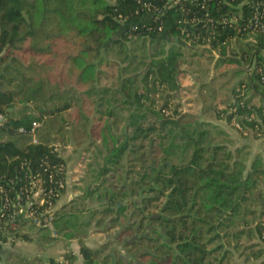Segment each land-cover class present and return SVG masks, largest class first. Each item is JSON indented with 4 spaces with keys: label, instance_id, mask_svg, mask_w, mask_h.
Instances as JSON below:
<instances>
[{
    "label": "trees",
    "instance_id": "obj_1",
    "mask_svg": "<svg viewBox=\"0 0 264 264\" xmlns=\"http://www.w3.org/2000/svg\"><path fill=\"white\" fill-rule=\"evenodd\" d=\"M262 26L264 0H181L175 6L168 0H0V214L9 220L17 194L25 205L37 180L45 201H31L25 210L34 218L17 216L15 228L0 222V248L32 242L28 231L37 230L42 250L53 238L77 241L83 264H132L128 256L140 264H264V155L251 158L247 147L230 146L223 130V140L215 139L216 127L187 120L172 96L180 89L185 44L213 62L211 79L231 72L238 79L227 107L214 108L217 118L241 138L262 139ZM166 38L175 41L169 49ZM27 42L34 63L24 65L16 54ZM55 45L83 90L55 89L40 76L55 60L49 54ZM85 102L103 123L101 145L83 194L56 211L68 162L52 141L34 142L29 132L34 122L52 131L54 119L66 136L67 122L91 124ZM92 228L107 237L115 233L120 246L90 248ZM75 261L65 249L47 262L36 257L18 264Z\"/></svg>",
    "mask_w": 264,
    "mask_h": 264
},
{
    "label": "rangeland",
    "instance_id": "obj_2",
    "mask_svg": "<svg viewBox=\"0 0 264 264\" xmlns=\"http://www.w3.org/2000/svg\"><path fill=\"white\" fill-rule=\"evenodd\" d=\"M39 44L41 46H45L46 43L43 41H40ZM30 45V42H27L26 44L21 45L20 49L17 51V57L21 59V61L24 63V65H29L30 63H34V57H31L30 52L27 51L28 47ZM59 45H55L54 49L51 51L52 57H54V61L50 62L49 65H47L43 71H41L39 74L40 76H43L46 79H49L51 85L55 89H63V88H70V87H76L79 88V90H83V87L77 85V78L72 73L69 72V67L67 66L66 62L63 60V58L57 56V50ZM148 48V47H147ZM26 49V52H24ZM151 49V48H149ZM148 49V51H149ZM159 48L152 47L151 55L153 53H156ZM55 51V53H54ZM139 55V53H138ZM45 59V58H44ZM35 60H38L36 57ZM140 61V55L137 59V63ZM134 68V67H133ZM187 69V68H185ZM201 74H198V79L204 80L206 83L211 79V74L206 73L205 70L201 71ZM209 72V70L207 71ZM199 73V72H197ZM188 73L187 70H185V73H181L179 76V82H180V89L177 93L173 94V99L175 100L176 104H180V110H182L186 115L191 116L187 120L193 121V120H199V118H203L204 120L210 121L212 126L216 127L215 129L212 128V135L217 140H223L222 137L219 136L218 131L222 130V128H226L225 124L220 123L216 120V117L212 113H204L201 114V111L203 109L204 103H206L205 96H208V99L210 96H214L216 93H218L220 90L221 94H225L226 92H229L232 87H235V85L238 83V79L234 78L231 74L226 76L225 78H221L217 82H213L214 80H210L208 87L205 88L203 91L205 96L200 97V84L196 82L197 75L192 76ZM189 78V79H188ZM212 83V84H211ZM206 85V84H205ZM219 89V91L217 90ZM86 103V102H85ZM209 104V103H208ZM96 107H93L91 103H86L84 106V113H87L90 115V118H92L91 124H83L80 123L77 128H74L72 123L67 122L65 128L69 131V133L64 134V131L62 133H58L57 129L58 127L62 126V123L58 119L52 120V131L48 129V126H44L43 123H40V127L38 128L37 135H35L36 141H39V139H49L52 141L53 145H55L68 162V173H69V185H65L68 187V198H71V196H75L79 192V189L77 187H84L85 182H82L83 179H86L87 176L91 173L90 163L94 161L96 157V147L101 145V137L100 132L103 123L101 122L99 124L98 116L95 117L92 114H94V110ZM73 111V110H72ZM76 113V110H74ZM96 111V110H95ZM92 115V116H91ZM220 123V125H219ZM87 125V126H86ZM92 125V126H90ZM229 128H233L231 125L228 126ZM89 128L91 130H89ZM74 129L76 131H74ZM91 134L92 138L95 141V144L93 147L89 146V137L88 135ZM70 135V137H69ZM88 137V138H87ZM29 138H24L21 140L23 143L24 141H27ZM32 139V138H31ZM33 142V139H32ZM21 143V144H22ZM89 147V152H83V148ZM95 155V158H94ZM99 159V158H98ZM42 189V188H41ZM81 193V192H80ZM73 196V197H74ZM77 198H74V201H76ZM27 230V229H26ZM90 237L88 240H86V244L93 249H102L103 246L109 245L108 243H112L113 246H120V242H118L117 236L114 233L112 236L107 237L104 234L95 233L94 228H92ZM54 241L51 244L49 248H46L44 250L39 249V245H22L20 249H14L12 246H8V249L2 250V261H0V264H18L19 261L29 258L31 260L35 259L38 255L41 259L44 260V262H47L48 259L51 256H62L64 253V244H61L62 239L61 238H53ZM75 241V240H74ZM71 241L69 242L70 250L72 252L74 251L77 255L75 256L76 261L74 264H83V259L79 254V245L78 242ZM121 248V247H120ZM74 249V250H73ZM19 255L20 259H15V256ZM25 256V257H24ZM129 261H132V264H140L137 261H135L134 258L127 257Z\"/></svg>",
    "mask_w": 264,
    "mask_h": 264
},
{
    "label": "crops",
    "instance_id": "obj_3",
    "mask_svg": "<svg viewBox=\"0 0 264 264\" xmlns=\"http://www.w3.org/2000/svg\"><path fill=\"white\" fill-rule=\"evenodd\" d=\"M163 40L160 41L158 44H156V48H159L161 46ZM165 40L168 42L167 43V48L168 49L170 47H172V44L175 43L174 40L169 39V38H166ZM189 52L190 51H189L188 45L182 44V52H181L182 53V58H181V61L183 62V64H182V66L180 68L178 76H180L181 73H183V72L185 73V70H187L188 73L190 75H192V76H194V75L196 76L197 75V77H195L196 78L195 80H196V82L198 84H200V87H201L199 89L200 93H201L200 97H203V96H205V94H203L204 93L203 91L205 90L206 87H208V85L210 86V84H209L210 80H214V79H210L206 83L204 80L198 79V76H199L198 74H201L202 73L201 71L205 70L206 73H210L211 74V78H212V76L215 75L214 71L211 70L213 68V62L212 63L210 62V65H209L208 64L209 62H207L205 60L206 57H201L202 51H198V52H195V53L194 52L193 53H189ZM208 56L210 57L211 55H208ZM185 68H187V69H185ZM208 70H210V71L207 72ZM197 72H199V73H197ZM229 74H231L233 76L232 72L229 73ZM228 75H227V77H228ZM234 78H236V77H234ZM220 79L221 78H219L218 80H220ZM218 80H214L213 82H217ZM231 88L233 89L232 86H231ZM232 89H230L229 92H226L225 94H221L220 93L221 90L219 91V89H217L219 92L216 93L214 95V97L211 95L209 99H208V96H205L206 103H204L205 107H203V109L201 111V114H204V113H207V112L208 113H212L216 117V120L218 122L225 124L226 128H222V130L225 133L229 134L230 140H232V144L230 146H234L235 148H238L240 146L247 147L248 151L250 152L251 158L256 157V156H260V155H264V136L260 140L241 138L233 128H231V127L229 128L228 127L229 124H227L226 120H224L222 118H217V112L215 113L214 108L217 107L218 111L220 112V111L224 110L227 107V104L229 103V101H231V99H233L232 98V93H231ZM222 97H224V98H222ZM199 119L202 120V121H207V120H204L203 118H199ZM207 122H210V121H207ZM220 123H219V125H220ZM68 171L69 170H68V167H67V179H66L67 181H69V173H68ZM67 181H66L65 185H69V182H67ZM77 188L79 189V192L77 194H75V196L73 195L74 197L71 196V198H68V187L64 186V191L60 194V196H59L60 198L57 201V203H56V205L54 206L53 209L56 210V211L60 210L64 205H67V204L71 203L74 200V198H78L79 196H81L83 194L82 193L83 187H77ZM28 232L31 234V236L33 238V241L32 242H26V241H22V240L18 239L16 241V246L13 247L14 249L22 248L21 246L23 244L24 245H26V244L27 245H30V244L37 245V241L36 240H38V238H39L37 230L36 231H30L29 230ZM61 242H62L61 244H65V245H63L64 246L63 251H65V249H68L69 251H72V250H70V245L69 244L67 245V243L65 241H61ZM74 242H77V241H74ZM8 246H10V243L9 244H4L0 248V261H2V250L8 249ZM73 253H74L75 256L77 255L74 251H73ZM38 256H40V255H38ZM17 258L20 259L22 257H20L19 255L16 254L15 259H17Z\"/></svg>",
    "mask_w": 264,
    "mask_h": 264
},
{
    "label": "built area",
    "instance_id": "obj_4",
    "mask_svg": "<svg viewBox=\"0 0 264 264\" xmlns=\"http://www.w3.org/2000/svg\"><path fill=\"white\" fill-rule=\"evenodd\" d=\"M180 1L181 0H168V3H169L170 6H175V5L179 4ZM255 23L256 24H260L259 23V13H257V15H256ZM260 29L264 33V26H262V28H260ZM2 119H3V117L0 116V120H2ZM39 127H40V124L37 123V122H34L32 124L31 130L29 132V134L32 137H34V142H36L35 141V132H36V129L39 128ZM20 132L21 133H25V130L24 129H21ZM61 187H64V185H61ZM29 191L30 192H29V195L27 196V200H26V204L25 205L21 204L22 197H21V195L17 194L16 199H17V201L19 203L18 209L15 212L12 213L13 215L11 216V218L9 220H8V218L6 219L3 214H0V222L3 221V219H6L5 221L8 224H11L12 228H15L16 227V217L17 216L24 215L26 218H31V217L34 218L33 213L27 212L25 209H26V207L28 208V207H31L33 205L31 203V201L37 203L38 205H43L45 203V201L43 199L44 195H43V191L41 189V182H40V180H37L35 182H32ZM8 203H9V199L7 198L4 201L3 208H5ZM52 207L53 206H51V204H50L48 210L46 211V215H49L48 219H52V215H51ZM35 223L38 226H41V223L40 222H37V220L35 221Z\"/></svg>",
    "mask_w": 264,
    "mask_h": 264
}]
</instances>
